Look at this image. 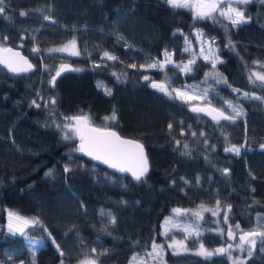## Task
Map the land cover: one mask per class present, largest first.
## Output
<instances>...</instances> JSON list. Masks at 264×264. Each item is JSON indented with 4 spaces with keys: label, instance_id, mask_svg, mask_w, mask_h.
<instances>
[{
    "label": "trees",
    "instance_id": "obj_1",
    "mask_svg": "<svg viewBox=\"0 0 264 264\" xmlns=\"http://www.w3.org/2000/svg\"><path fill=\"white\" fill-rule=\"evenodd\" d=\"M0 7V45L18 48L33 66L21 75L0 66V262L77 264L90 257L97 264H126L153 241L159 243L160 222L171 209H201L208 225H215L209 212L217 209L223 231L204 229L185 240L188 247L199 241L208 247L224 244L225 231L236 224L264 231V84L249 82L253 70L264 73L261 0L237 5L247 23L233 28L227 22L223 31L219 15V22L194 20L190 10L171 8L167 0H3ZM197 31L214 38L222 61L215 68L193 50ZM69 37L78 55L49 50ZM165 51L171 64L163 71L147 67L164 62ZM105 52L117 59H107ZM191 59L196 63L190 73L175 66ZM62 62L72 69L51 86ZM165 76L169 89L185 90L193 99L170 98L149 84ZM105 88L112 94L105 95ZM226 101L238 105L242 115L217 123L188 110L191 104H211L234 115ZM114 110L116 120H106ZM81 113L94 126L143 143L149 171L140 181L82 156L74 133L64 139V118ZM231 146L240 147V155L225 151ZM7 210L40 223L14 235L4 226ZM26 237L41 243L32 251ZM252 250L244 264H264L260 240ZM163 259L165 264H230L224 255L204 259L167 250Z\"/></svg>",
    "mask_w": 264,
    "mask_h": 264
},
{
    "label": "snow or ice",
    "instance_id": "obj_2",
    "mask_svg": "<svg viewBox=\"0 0 264 264\" xmlns=\"http://www.w3.org/2000/svg\"><path fill=\"white\" fill-rule=\"evenodd\" d=\"M250 0H167V4L169 7L174 9H180V8H189L193 11V19H211L213 22H219L217 17L214 15V13H219V17H222L223 19L227 20L233 28H238L240 25L247 23V19L245 17V12L238 8L237 4H248ZM262 3H264V0H261ZM3 3V0H0V4ZM222 5H226V7H223ZM4 12V8L0 7V14ZM21 16L26 15V13L21 12ZM45 20L49 19L48 16L44 17ZM198 36H202L203 33H197ZM6 39V37H5ZM187 42V41H186ZM214 43V40H213ZM231 40H229V44L231 45ZM75 39L72 41H69L67 45H65L62 48L59 49H53L51 51H69V48L75 49ZM5 51H11V49H4ZM187 51V49H185ZM33 51H39L36 48H33ZM70 55H78L79 53L76 51H69ZM15 55H18L15 54ZM165 61L164 62H153L152 64L148 65L147 67L156 68L159 67L161 71L164 70V64H171V56L170 54L165 51ZM104 57H106L109 60H116L117 57L114 55H111L109 52L104 53ZM203 58L208 61L211 60L212 67L215 68L217 62L222 63V61L219 60V57L215 54V52L210 51L208 55H204ZM23 60V57L20 58ZM0 63H4L6 67H8L10 72L13 73H19V72H26L32 68L31 64H28L26 60L23 61L24 66H17L12 63H9L7 60L0 59ZM196 63L195 59L189 60L187 63L183 64L182 66L177 64L176 67H179L180 70L184 73H190L193 71L192 65ZM257 63V62H254ZM132 67H135V65H131ZM141 67H145L141 65ZM67 68V65H64L61 67L60 71H57L56 76H60L61 72L64 71ZM74 71H79V69H73ZM115 75V73H113ZM208 74H206L207 76ZM255 77V79H253ZM145 80H149L148 76L144 77ZM56 77L52 78V83L55 85ZM256 81H260L262 84H264V73L259 72H252L249 76V82L255 84ZM98 87H104L102 83L98 82ZM151 86L155 89H157L160 92H163L165 95L169 96L170 98H176V99H182L185 101H189L193 99V96L187 93L185 90L177 89V88H171L169 89L168 86V77L165 76L164 80H161L159 82L157 81H151ZM234 91L239 92L238 89H234ZM172 93H175V97H172ZM111 89L105 88V95H111ZM207 90H205L204 96H207ZM244 97H248L249 94L247 92L243 93ZM253 99L260 100L262 99L259 96H253ZM55 103V100H53V104ZM225 103L228 104V107L231 108L232 113L234 115L226 114L225 111L221 109L216 108H198V107H192V111H205L207 114L212 115L213 120H215L217 123L219 120H235L237 116L242 115V110L239 109L238 105H233L230 101H226ZM39 106V105H37ZM214 113V114H213ZM65 121H67L63 127L68 129V132L74 133L78 138L80 139V145L77 151H80L84 153L85 155H88L92 157L95 160H99L102 163L107 164L109 167L116 169L120 172L125 171H131L132 176L135 180L140 181L148 172V162L146 157L143 155V147L139 143H136L134 141L130 140H123L116 134V132H110L107 130H101L98 128H95L90 123V117L86 114H78L74 116H69L64 118ZM106 120H116V113L115 110L113 111V114L110 117H105ZM57 127L59 128L60 125L57 124ZM172 125H169V128H171ZM72 137L69 136L67 133L64 135V139L68 140ZM123 146H132L139 150V159L138 164L136 168H129L126 167L124 164V161L126 159V150ZM187 147V145H185ZM243 147V146H241ZM264 148V145L261 146ZM226 152H233L236 155H240V147L237 146H231L225 148ZM64 171L67 173L70 171V169L66 166ZM225 174L227 175L228 170H224ZM45 175H51V170H49L48 173ZM175 214L179 215L181 214V209H174L173 210ZM9 223H8V229L9 232L12 234L20 233L24 234L25 228L29 224H39V220H28L24 217H21L19 214L14 212H9ZM194 216H197L201 219L203 217L201 216V213L195 212L193 213ZM213 215H216L215 212H213ZM228 216L227 213H225V222H227ZM112 223H115V219H112ZM171 218L166 220V224H171ZM264 226V225H262ZM235 229L240 232V243L235 245V248H238L241 252L247 251L248 256H252V249L255 248L257 245V237L260 238V243L264 245V231L259 230H250V231H244L240 228L239 224H236ZM187 235L185 236V240L190 235H201L202 233L199 231V225H188L186 228L183 229ZM223 231V230H221ZM164 236L169 235V229L165 228L164 232L162 233ZM236 236V232L232 230V228H229L228 230V238L234 239ZM55 243V241H53ZM249 245L250 247L246 249L244 246ZM32 247H35V242H32ZM168 248L173 250V255H180L182 252H192L193 255L201 256L204 259H209L213 255H228V258L232 260V264H244V261L241 260L239 257H232L230 250L233 249V245L229 244L227 248L221 247L217 248L214 251L208 250L203 243L200 244L199 249L192 250L185 245L184 240L176 241L175 239L172 240L171 243L168 244ZM57 250L60 251L59 246H57ZM92 253L96 252V249L91 250ZM163 252L164 248L162 245L157 244L155 241H153L152 245V251L147 253V256L150 259L158 260L159 264H163ZM60 254L63 256L64 253L60 251ZM146 264V262L141 259H137V257L132 258V262L130 264ZM80 264H97L96 258H85L80 262Z\"/></svg>",
    "mask_w": 264,
    "mask_h": 264
},
{
    "label": "rangeland",
    "instance_id": "obj_3",
    "mask_svg": "<svg viewBox=\"0 0 264 264\" xmlns=\"http://www.w3.org/2000/svg\"><path fill=\"white\" fill-rule=\"evenodd\" d=\"M237 5H241V4H237ZM236 5V6H237ZM223 7H226V5H222ZM187 10H190L191 11V14L193 15V11L189 8H185ZM214 15H219V13H214ZM221 19V18H220ZM208 20V19H207ZM220 25H219V29L221 31L224 30V27L225 25H228L227 24V20L223 19V21H220ZM177 23H178V20L175 21L174 23V27L176 28L177 27ZM200 33V31H197L195 33V37H194V42H195V47H193V50H195V53L199 54L200 56H204V55H208L210 51H213L215 52V44H212V40H214V38L210 39V40H207L201 36H198L197 33ZM74 38L73 37H69L61 42H58V43H55L53 45H51L49 47V50H53V49H59V48H62L64 47L65 45H67L69 43V41H72ZM185 46L190 50L192 47H191V43L189 41H187L185 43ZM69 51H76V45H75V49H71L69 48ZM69 51H53V52H56V53H61V54H64V55H69V56H74V55H70L69 54ZM255 66L256 64L253 63ZM253 72H256L255 70H253ZM67 121H65L64 123L61 124V131H62V135L64 137L65 133H67L69 136L73 133L71 132H68V129L64 128L63 125L66 123ZM79 141V140H78ZM78 141L76 143H78ZM174 209H171L169 211L168 214L164 215L161 222H160V225H159V233L163 236L162 239L159 241V243L157 244H160L162 245V247L164 248V252L167 250L169 252H173L172 249H169L168 248V244L172 242L173 239H175L176 241H180V240H184V243L186 245V241H185V236L187 235V233L183 230L184 228H186L188 225L192 224V225H199V231L201 232L202 230L204 229H208L212 232H220L221 229L219 228V226L217 227V222H216V219H215V215H213V212L217 213V209L213 210V211H210L209 213L211 214L210 216L212 217L209 221L210 223L212 224H215V225H208L206 224V221H204V212H202L201 209H195V208H183L181 209V214L177 215L174 213L173 211ZM11 210H7L5 212V221H4V226L7 230L8 229V223H9V215L8 213L10 212ZM13 212V211H11ZM195 212H199L201 213V216L203 217V219L197 217V216H194L193 213ZM15 213V212H14ZM21 217H24V216H21ZM28 220H31L27 217H24ZM169 218H171V221L172 223L171 224H166V220H168ZM221 227V226H220ZM165 228L169 229V235L168 236H164L162 233L164 232ZM252 230H258V228H253ZM260 230V229H259ZM236 232V235L237 233H240L239 231H237L236 229L233 230ZM245 231V230H244ZM250 231V230H249ZM262 231V230H260ZM195 234L193 235H190V236H194ZM225 236H226V240H225V243L224 244H221V245H217V246H212V247H208V246H205L208 250L210 251H214L215 249L217 248H221V247H224V248H227L229 244L233 245V249L230 250L231 252V255L232 257H239L241 260L244 261V259L248 256V252L247 251H244V252H241L238 248H235V245L240 243L238 241V239L235 238L234 239H229L228 238V229L225 231ZM189 237V236H188ZM257 239V242L260 240L259 237L256 238ZM28 246L30 247V249L32 251H34L38 245H40L41 243V240H39L38 238H32V237H26L25 238ZM32 242H35V247L33 248L32 247ZM202 242L199 241V242H196L195 246L194 247H188L190 249H192L193 251L194 250H197L199 249L200 247V244ZM152 245L153 243H151V245L149 246V248L145 251V253H141V254H135V255H132L128 262L126 264H130V262H132V258L135 256L137 257V259H141L143 258V260L146 262V264H159L158 260H153V259H150L148 256H147V253L148 252H151L152 251ZM246 249H248L250 246L249 245H245L244 246ZM163 252V254H164ZM253 252V250H252ZM192 253V252H191ZM162 254V255H163ZM230 262V264H232V260H230L228 258V255H224ZM85 258H82L77 264H80V262L82 260H84ZM0 264H5V263H2L0 262ZM23 264H28V263H23ZM133 264H135V262H133ZM163 264H165L164 262V259H163Z\"/></svg>",
    "mask_w": 264,
    "mask_h": 264
},
{
    "label": "water",
    "instance_id": "obj_4",
    "mask_svg": "<svg viewBox=\"0 0 264 264\" xmlns=\"http://www.w3.org/2000/svg\"><path fill=\"white\" fill-rule=\"evenodd\" d=\"M4 49H11V51H5ZM17 53H18V55H15V54H17ZM21 57H23V60L20 59ZM0 59L7 60L9 63H12V64L17 65V66H24V64H23V61H24V60H26V61L28 62V64H31V63L27 60L26 56L23 55V54L20 52V50H19L18 48H16V47H12V46H1V45H0ZM31 65H32V64H31ZM64 65H67V68H66L64 71H67V70H71V69H72V65H71L69 62H62V63H60V64L57 66L55 72H54V73L52 74V76H51V82H50V85H51V86H52V78H53V77H57V76H56L57 71H60L61 67L64 66ZM0 66H1L5 71H7V72H9V73H11V74H16V75H21V74L27 73V72L31 71L32 68H33V66H32V68H31L30 70L26 71V72L13 73V72H10V71H9L8 67H6L4 63H0ZM62 72H63V71H62ZM62 72H61V73H62ZM152 81H153V80H152ZM157 82H159V81H157ZM149 84L151 85V81L149 82ZM192 107L206 108V109H209V108H216V107L212 106L211 104H203V105H199V104H191V105H189V107H188V110H189L190 112L203 114V115L206 116L208 119L213 120L212 115L207 114L205 111H192V110H191ZM216 109H218V108H216ZM213 114H214V113H213ZM221 120H222V119H221ZM213 121H215V120H213ZM91 125H92V124H91ZM92 126L95 127V128L101 129V130H107V131H110V132H116V131H115L114 129H112V128L98 127V126H94V125H92ZM116 134H117L118 136H120V138L123 139V140L134 141V142L139 143L140 145H142V147H143V155H144V157H146L147 162H148V158H147V156H146L145 147H144V145H143L142 142H140L139 140H137V139H135V138H131V137H127V136H123V135L119 134L118 132H116ZM77 138H78V136H77ZM78 140H79V141H78V143H77V145H76V148H77V149H78V147H79V145H80V139L78 138ZM123 147H124L125 150H126V159H125V161H124L125 166H126V167H129V168H136V166H137V164H138V159H139V150L136 149V148H134V147H132V146H123ZM78 152H79L82 156H84L85 158L89 159L90 161H92L93 163H95V164H97V165H100V166H102V167H104V168H106V169H108V170H110V171H112V172H114V173L121 174V175H125V176H128V177L133 178L131 171H125V172L117 171L116 169L109 167L107 164L102 163V162L99 161V160H95V159H93L92 157H90V156H88V155H85L84 153H82V152H80V151H78ZM148 171H149V162H148ZM133 179H134V178H133ZM237 239H238V241L240 242V233L237 234Z\"/></svg>",
    "mask_w": 264,
    "mask_h": 264
}]
</instances>
